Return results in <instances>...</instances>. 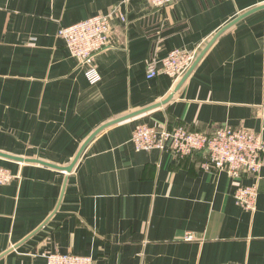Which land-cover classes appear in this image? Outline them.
I'll return each mask as SVG.
<instances>
[{
    "label": "crops",
    "instance_id": "1",
    "mask_svg": "<svg viewBox=\"0 0 264 264\" xmlns=\"http://www.w3.org/2000/svg\"><path fill=\"white\" fill-rule=\"evenodd\" d=\"M262 4L0 0V152L24 159L0 156L14 175L0 185V264H46L50 252L93 264H264V155L251 212L233 197L249 174L201 168L202 151L175 158L131 142L142 123L240 127L264 139V9L223 31L182 82L146 78L151 57L199 53ZM98 13H112L111 31L94 60L100 81L90 84L57 29ZM156 104L97 133L69 173L26 161L68 166L101 125Z\"/></svg>",
    "mask_w": 264,
    "mask_h": 264
},
{
    "label": "built area",
    "instance_id": "2",
    "mask_svg": "<svg viewBox=\"0 0 264 264\" xmlns=\"http://www.w3.org/2000/svg\"><path fill=\"white\" fill-rule=\"evenodd\" d=\"M154 7L167 6L173 0H144ZM112 13H98L67 26H59L57 37L61 38L71 56L84 66V75L90 84L100 81L95 58L109 44ZM120 20L125 16L117 13ZM198 53L174 48L161 59L151 57L146 63V78L154 79L164 74L173 82L179 80L191 67ZM131 142L136 151L158 150L169 152L175 158H184L196 152H204L201 168H213L231 177L249 174V184H239L234 192L235 202L244 210L253 212L258 196V179L264 155V139L260 133L244 128L221 127L210 133L192 131L184 126L168 128L138 124L132 132ZM14 178L11 171L0 166V185ZM190 233L186 239H192ZM46 264H93L91 256L73 253L50 252Z\"/></svg>",
    "mask_w": 264,
    "mask_h": 264
},
{
    "label": "water",
    "instance_id": "3",
    "mask_svg": "<svg viewBox=\"0 0 264 264\" xmlns=\"http://www.w3.org/2000/svg\"><path fill=\"white\" fill-rule=\"evenodd\" d=\"M260 9H264V4L260 5V6H256L255 8H252L250 10H248L247 12L243 13V14H239L235 19L231 20L230 22H228L225 26H223L220 30H218L216 32V34H214L212 36V38L209 40V42H207V44L204 46V48L198 53V55L196 56V59L194 60V62L192 63L191 67L188 69V71L184 74V76L182 77L181 79V82L187 77V75L189 74V72L192 70V68L197 64V62L201 59V57L204 55V53L207 51V49L211 46V44L214 42V40L223 32L225 31L227 28H229L230 26H232L233 24H235L237 21H239L240 19H242L243 17L247 16L248 14L252 13V12H255L257 10H260ZM180 82V83H181ZM171 98V96H169L168 98H166L161 104H164L166 103L167 101H169V99ZM161 104H156L154 106H150L149 108H146V109H143V110H139V111H136V112H132L130 114H127L125 116H122L120 118H117V119H114L112 121H109L103 125H101L99 128H97L92 134H90V136L84 141V143L81 145L79 151L77 152L75 158L73 159V161L68 165V166H65V167H58V166H55V165H52V164H49L47 162H43V161H40V160H36V159H26V161H30V162H35V163H39V164H43V165H47V166H51V167H54V168H58L60 170H63L67 173H69L73 166L75 165V163L77 162V160L79 159L81 153L83 152L85 146L91 141V139L97 134L99 133L101 130H103L104 128L112 125V124H115V123H118L120 121H123V120H126V119H129V118H132L134 116H137L139 114H142L150 109H153L155 107H158L160 106ZM0 156L2 157H5V158H9V159H14V160H17V161H23L24 159L23 158H19V157H15V156H10L8 154H4V153H1L0 152Z\"/></svg>",
    "mask_w": 264,
    "mask_h": 264
}]
</instances>
